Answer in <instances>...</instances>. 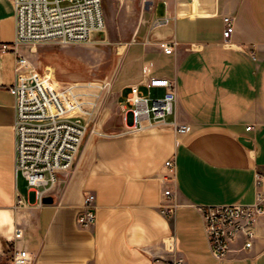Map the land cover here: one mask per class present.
<instances>
[{
    "label": "crops",
    "instance_id": "0c3cea01",
    "mask_svg": "<svg viewBox=\"0 0 264 264\" xmlns=\"http://www.w3.org/2000/svg\"><path fill=\"white\" fill-rule=\"evenodd\" d=\"M144 2L148 24L141 40L121 46L129 71L126 89L144 74L175 79L174 114L137 134H87L75 165L60 174L49 204H38L15 170V98L9 87L18 54L0 49V264H10L16 249L33 254L29 264H159L157 260L177 259L182 264H264V214L255 220L251 248L244 249L240 241L217 259L197 209L253 203L258 192L264 196V179L260 184L256 179L264 176V0ZM226 15L235 18L230 46L223 43ZM15 35L13 0H0V46L12 44ZM161 40L176 41L175 50L165 53ZM18 52L27 56L26 45ZM69 64L62 58L43 71L33 66L52 77ZM74 85L89 94H100L104 87L95 82ZM174 118L188 124L186 134H176ZM241 136L252 146L243 144ZM170 158L176 162L174 180L165 166ZM167 188L173 189L177 203L170 218L160 212ZM87 191L96 195L97 217L91 227L82 228L76 217ZM17 228L23 231L20 238L14 237Z\"/></svg>",
    "mask_w": 264,
    "mask_h": 264
},
{
    "label": "built area",
    "instance_id": "2783aa9c",
    "mask_svg": "<svg viewBox=\"0 0 264 264\" xmlns=\"http://www.w3.org/2000/svg\"><path fill=\"white\" fill-rule=\"evenodd\" d=\"M122 1V0H116ZM16 19V35L12 44L0 46L3 51L12 49L18 54L15 63V80L9 87L14 95L16 139L15 170L34 191L38 204L52 193L60 182V174L69 171L90 130V114L87 105L91 94H80L74 83L60 84L51 76L39 72L29 58L18 52L26 44L54 41L61 45L88 42L105 29L102 0H13ZM223 43L232 44L235 18L223 17ZM165 53H172L176 41H159ZM153 90H163L153 95ZM177 98L176 81L173 78L144 74L140 81L130 85L122 106L123 130L104 133L91 130L100 136L137 134L155 125L167 122L174 114ZM177 135L189 131L186 123L176 118L171 121ZM251 129L255 126L251 125ZM165 166L175 178L174 158L166 160ZM257 184L264 176L257 174ZM21 197L18 204H22ZM173 189L163 192L160 212L170 218L176 212ZM96 195L87 191L77 224L82 228L96 222ZM197 209L202 214L205 231L215 258H225L237 242L249 249L255 237V220L264 214V196L258 192L253 203L203 204ZM23 231L15 229L14 237ZM34 256L28 250L16 249L10 264H29ZM159 264H182V259L160 261Z\"/></svg>",
    "mask_w": 264,
    "mask_h": 264
},
{
    "label": "rangeland",
    "instance_id": "374dc122",
    "mask_svg": "<svg viewBox=\"0 0 264 264\" xmlns=\"http://www.w3.org/2000/svg\"><path fill=\"white\" fill-rule=\"evenodd\" d=\"M102 2L105 29L96 34L92 40L69 45H61L54 41L36 45L26 44L28 58L41 71L48 67L53 68L56 63H62V58L67 59L70 67L65 70L58 69L54 74L55 77L52 75L58 83L104 84L100 94L91 93L90 103L86 107L91 112L88 134H95L92 129L104 133L123 130L122 106L125 102L124 94L128 93L126 82L129 71L124 64V47L121 46L135 39L141 40L139 36L146 30L148 24L143 16L144 0H102ZM44 74L47 72L44 71ZM86 90L97 89L86 88ZM153 95H158L157 90H153ZM19 180L23 182L22 177H19Z\"/></svg>",
    "mask_w": 264,
    "mask_h": 264
},
{
    "label": "water",
    "instance_id": "95a60500",
    "mask_svg": "<svg viewBox=\"0 0 264 264\" xmlns=\"http://www.w3.org/2000/svg\"><path fill=\"white\" fill-rule=\"evenodd\" d=\"M240 141L245 144L248 147L252 146V142L250 141V139H248L247 137L241 136L240 137ZM53 202V197L51 195L45 196L43 198V203L44 204H49Z\"/></svg>",
    "mask_w": 264,
    "mask_h": 264
}]
</instances>
